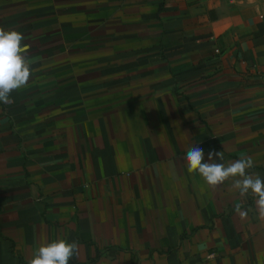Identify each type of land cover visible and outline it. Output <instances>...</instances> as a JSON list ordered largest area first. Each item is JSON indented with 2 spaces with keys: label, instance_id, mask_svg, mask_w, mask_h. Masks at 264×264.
Wrapping results in <instances>:
<instances>
[{
  "label": "crops",
  "instance_id": "1",
  "mask_svg": "<svg viewBox=\"0 0 264 264\" xmlns=\"http://www.w3.org/2000/svg\"><path fill=\"white\" fill-rule=\"evenodd\" d=\"M0 28L31 65L0 103V264L59 239L69 264H264L255 198L183 159L264 179V0H0Z\"/></svg>",
  "mask_w": 264,
  "mask_h": 264
},
{
  "label": "clouds",
  "instance_id": "2",
  "mask_svg": "<svg viewBox=\"0 0 264 264\" xmlns=\"http://www.w3.org/2000/svg\"><path fill=\"white\" fill-rule=\"evenodd\" d=\"M24 40L21 32L0 28V103H12L11 93L25 87L31 77V65L26 56L28 45L23 43ZM223 158V152L209 151L207 162H204V150L195 146L183 159L188 173L199 174L210 188L216 189L231 180V188L240 197L251 194L255 198L258 219H264V179L258 175L253 177L247 171L255 166L254 160L242 157L226 166L221 162ZM234 212L241 219L247 218V210L240 205ZM78 252L76 242L59 239L39 246L28 264H69Z\"/></svg>",
  "mask_w": 264,
  "mask_h": 264
}]
</instances>
